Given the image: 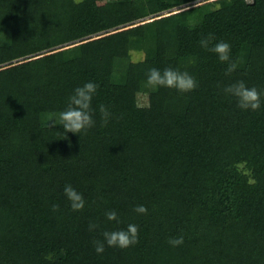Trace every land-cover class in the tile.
I'll return each mask as SVG.
<instances>
[{
  "label": "trees",
  "instance_id": "trees-1",
  "mask_svg": "<svg viewBox=\"0 0 264 264\" xmlns=\"http://www.w3.org/2000/svg\"><path fill=\"white\" fill-rule=\"evenodd\" d=\"M151 68L198 87L153 91ZM241 80L258 110L224 92ZM87 82L94 126L50 127ZM129 224L138 243L95 251ZM0 264H264V0H0Z\"/></svg>",
  "mask_w": 264,
  "mask_h": 264
},
{
  "label": "clouds",
  "instance_id": "clouds-1",
  "mask_svg": "<svg viewBox=\"0 0 264 264\" xmlns=\"http://www.w3.org/2000/svg\"><path fill=\"white\" fill-rule=\"evenodd\" d=\"M76 3L82 2V0H75ZM215 39L214 35L209 33L207 37H203L200 40L201 47L214 52L221 62H229L225 75H230L236 68V62H230V50L229 43L219 41L209 47L212 41ZM147 85L155 91L158 87L174 88L180 92H189L198 87V82L195 77L191 76L188 72H181L173 68H165L161 72L157 68H151L147 75ZM98 85L93 82H87L82 87H77L74 93L69 96L67 107L64 111L59 113L58 118L50 116L48 123L50 127H54L59 124L63 126L64 133H80L86 131L88 128L94 126L95 121L92 118L91 101L93 94L97 91ZM224 92L236 97L237 106L241 109L258 110L261 106V92L256 87H247L244 81H237L224 88ZM100 112L102 117V126L106 125L111 113L105 105H100ZM64 137V136H63ZM62 137V138H63ZM64 194L70 201V207L73 211H80L84 208V198L82 194L78 193L71 184H66L64 187ZM53 210H58V205H53ZM134 211L141 214L147 213V208L144 205H137ZM108 220H117V213L115 210L105 213ZM98 225L90 223L89 230H93ZM103 241L96 240L95 251L99 254L104 251L105 243L110 247L127 248L131 245L138 243L139 228L135 224H129L125 229L115 231L103 232ZM169 244L172 246H179L183 243V237L178 236L169 239Z\"/></svg>",
  "mask_w": 264,
  "mask_h": 264
},
{
  "label": "rangeland",
  "instance_id": "rangeland-1",
  "mask_svg": "<svg viewBox=\"0 0 264 264\" xmlns=\"http://www.w3.org/2000/svg\"><path fill=\"white\" fill-rule=\"evenodd\" d=\"M99 4L104 3V0H98ZM142 104L145 106L155 107L157 106V96L153 93L142 94L140 97Z\"/></svg>",
  "mask_w": 264,
  "mask_h": 264
}]
</instances>
